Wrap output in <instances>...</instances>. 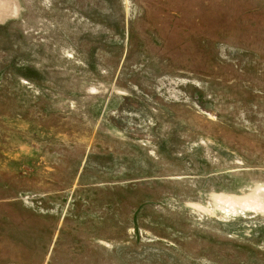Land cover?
Instances as JSON below:
<instances>
[{
  "label": "rangeland",
  "instance_id": "rangeland-1",
  "mask_svg": "<svg viewBox=\"0 0 264 264\" xmlns=\"http://www.w3.org/2000/svg\"><path fill=\"white\" fill-rule=\"evenodd\" d=\"M0 264H264V0H0Z\"/></svg>",
  "mask_w": 264,
  "mask_h": 264
}]
</instances>
